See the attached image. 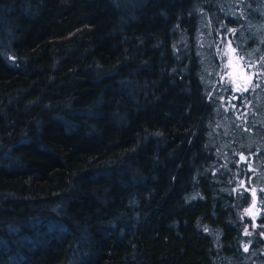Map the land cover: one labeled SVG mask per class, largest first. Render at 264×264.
I'll return each instance as SVG.
<instances>
[{
	"label": "trees",
	"instance_id": "1",
	"mask_svg": "<svg viewBox=\"0 0 264 264\" xmlns=\"http://www.w3.org/2000/svg\"><path fill=\"white\" fill-rule=\"evenodd\" d=\"M263 27L264 0H0V264H264V94L227 135L205 75L241 32L263 86Z\"/></svg>",
	"mask_w": 264,
	"mask_h": 264
},
{
	"label": "rangeland",
	"instance_id": "2",
	"mask_svg": "<svg viewBox=\"0 0 264 264\" xmlns=\"http://www.w3.org/2000/svg\"><path fill=\"white\" fill-rule=\"evenodd\" d=\"M237 38L241 41V51L238 50L237 45L234 44L231 39L223 38L221 46L218 50V57L221 61V69L215 72L213 68H206L205 75L208 78L207 86L210 87L211 94H216L217 92L220 94V104L217 107V111L219 115H223L224 120L221 121L219 131L228 135L231 131V124L229 121H232L233 124L237 121V125L234 129L236 134L235 137L240 138L237 136V133L241 128L238 124V120L244 122L245 119L248 118L245 107L249 105V102L243 101L242 105L237 104L236 94L246 93V95H244L246 98H249L251 94L252 104L250 105V108L256 112L255 108L259 104L258 100L264 94V84L263 86L258 87L255 82L257 75L259 74V67L254 63V55L249 53L251 50L247 51L245 48L248 46L247 41L243 42L246 36L239 32L237 33ZM238 88L240 90H237ZM240 107L242 108L241 110ZM228 109L235 113L234 115H229L233 119H230L229 117L226 118V112H228ZM262 124L264 126V118ZM262 213L260 199L258 198L257 193H254L253 201L246 210L245 215L247 218L253 220V222H256ZM254 230L255 229H253V231Z\"/></svg>",
	"mask_w": 264,
	"mask_h": 264
},
{
	"label": "snow or ice",
	"instance_id": "3",
	"mask_svg": "<svg viewBox=\"0 0 264 264\" xmlns=\"http://www.w3.org/2000/svg\"><path fill=\"white\" fill-rule=\"evenodd\" d=\"M237 90H240L239 88ZM246 90V89H245ZM247 234V233H246ZM245 250H247V248H245Z\"/></svg>",
	"mask_w": 264,
	"mask_h": 264
}]
</instances>
